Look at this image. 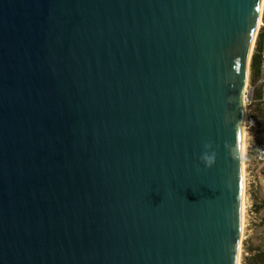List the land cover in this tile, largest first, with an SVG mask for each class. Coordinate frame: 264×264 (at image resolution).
<instances>
[{"label": "water", "instance_id": "95a60500", "mask_svg": "<svg viewBox=\"0 0 264 264\" xmlns=\"http://www.w3.org/2000/svg\"><path fill=\"white\" fill-rule=\"evenodd\" d=\"M261 2L0 0V264L238 263Z\"/></svg>", "mask_w": 264, "mask_h": 264}, {"label": "rangeland", "instance_id": "374dc122", "mask_svg": "<svg viewBox=\"0 0 264 264\" xmlns=\"http://www.w3.org/2000/svg\"><path fill=\"white\" fill-rule=\"evenodd\" d=\"M255 44L256 40L252 43L247 74L248 82L252 85L255 84L257 77L251 69ZM258 98L259 91L256 90L252 97L253 102L246 106L247 120L245 118L244 122L243 225L239 264H253V255L256 250L264 253V163L257 164L253 161L258 141L264 136V113L260 109ZM250 120L252 124H249Z\"/></svg>", "mask_w": 264, "mask_h": 264}, {"label": "built area", "instance_id": "2783aa9c", "mask_svg": "<svg viewBox=\"0 0 264 264\" xmlns=\"http://www.w3.org/2000/svg\"><path fill=\"white\" fill-rule=\"evenodd\" d=\"M255 40L256 44L254 50L258 57V72L256 82L254 85H252L248 82L247 77L244 93L242 94V99H244L245 104H247L246 106H249L253 102L252 97L254 92L258 90V104L260 106V109L264 113V3L260 12ZM249 124H252V120L249 121ZM253 161L257 164L264 163V136L258 141L253 154Z\"/></svg>", "mask_w": 264, "mask_h": 264}, {"label": "bare ground", "instance_id": "6f19581e", "mask_svg": "<svg viewBox=\"0 0 264 264\" xmlns=\"http://www.w3.org/2000/svg\"><path fill=\"white\" fill-rule=\"evenodd\" d=\"M263 3H264V0H262L261 2V5H260V11L262 9V6H263ZM256 38V34H255V37H254V40ZM253 40V42H254ZM254 45V44H253ZM243 93H244V90H243ZM241 110H242V123H241V137H242V142H241V158H242V181L244 182V173H243V155H244V149H245V145H244V122H245V118H246V114H247V110H246V105H245V101L244 99H242L241 101ZM244 185V184H243ZM242 202H243V198H242ZM242 215H243V204H242ZM242 225H243V217H242ZM241 238H242V233H241ZM239 255H240V249H239ZM239 255H238V258H239ZM240 260V259H239ZM239 264V262L237 263Z\"/></svg>", "mask_w": 264, "mask_h": 264}, {"label": "trees", "instance_id": "16d2710c", "mask_svg": "<svg viewBox=\"0 0 264 264\" xmlns=\"http://www.w3.org/2000/svg\"><path fill=\"white\" fill-rule=\"evenodd\" d=\"M251 69L252 72L257 75L258 72V57L256 53L252 56L251 59ZM253 264H264V253L260 250H256L253 255Z\"/></svg>", "mask_w": 264, "mask_h": 264}]
</instances>
